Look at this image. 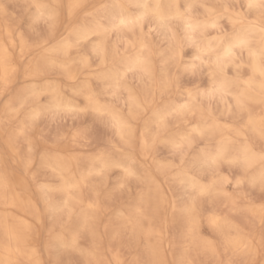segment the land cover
I'll use <instances>...</instances> for the list:
<instances>
[{
    "label": "clouds",
    "instance_id": "obj_1",
    "mask_svg": "<svg viewBox=\"0 0 264 264\" xmlns=\"http://www.w3.org/2000/svg\"><path fill=\"white\" fill-rule=\"evenodd\" d=\"M0 264H264V0H0Z\"/></svg>",
    "mask_w": 264,
    "mask_h": 264
}]
</instances>
